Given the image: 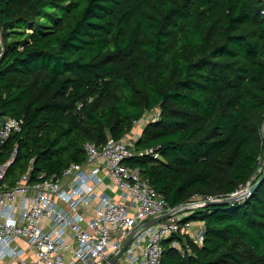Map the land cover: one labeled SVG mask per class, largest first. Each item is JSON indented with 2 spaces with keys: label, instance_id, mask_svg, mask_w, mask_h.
I'll return each instance as SVG.
<instances>
[{
  "label": "trees",
  "instance_id": "1",
  "mask_svg": "<svg viewBox=\"0 0 264 264\" xmlns=\"http://www.w3.org/2000/svg\"><path fill=\"white\" fill-rule=\"evenodd\" d=\"M262 0H0V115L23 119L0 150L4 183L58 175L84 144L121 138L157 109L126 160L176 207L256 182L264 156ZM204 240L163 241L161 264H264V178L188 217Z\"/></svg>",
  "mask_w": 264,
  "mask_h": 264
},
{
  "label": "built area",
  "instance_id": "2",
  "mask_svg": "<svg viewBox=\"0 0 264 264\" xmlns=\"http://www.w3.org/2000/svg\"><path fill=\"white\" fill-rule=\"evenodd\" d=\"M2 41L0 29V47ZM142 118L119 139L85 143L83 162L37 181L30 180L28 169L12 185L4 183L16 155L13 149L0 163V264H109L117 253L110 264H161L165 239L181 236L172 242L181 252L189 250L188 239L203 243V224L188 217L203 207L202 201L217 198L194 197L149 223L176 207L168 206L139 170L125 163L137 156H158L154 148L136 147ZM22 124L21 118L0 115V150ZM259 159L263 164L258 171L264 156ZM248 185L250 181L241 189Z\"/></svg>",
  "mask_w": 264,
  "mask_h": 264
},
{
  "label": "water",
  "instance_id": "3",
  "mask_svg": "<svg viewBox=\"0 0 264 264\" xmlns=\"http://www.w3.org/2000/svg\"><path fill=\"white\" fill-rule=\"evenodd\" d=\"M260 132H261L263 148H264V120L262 122ZM263 178H264V166H263L261 177L256 182H254L253 184L248 185L245 189L237 190L236 192H234L231 195H229L227 197H224V198H217L215 200L202 201L200 204H201V206L215 205V204H218V205L229 204V203H232V202L237 201L239 199L245 198L256 188V186L259 184V182H261V180H263ZM238 192H240V195H238ZM185 204L186 203L176 206V208H174L172 211H169V212L165 213L164 215H162L161 217H158V218H156L154 220L149 221V223L157 221V220H159V219H161L163 217L169 216L173 212H176L177 210H179ZM117 254L112 256V258L109 261V264L114 262V260L117 257Z\"/></svg>",
  "mask_w": 264,
  "mask_h": 264
},
{
  "label": "rangeland",
  "instance_id": "4",
  "mask_svg": "<svg viewBox=\"0 0 264 264\" xmlns=\"http://www.w3.org/2000/svg\"><path fill=\"white\" fill-rule=\"evenodd\" d=\"M157 114V109H153L152 111L146 112L145 116L142 118L143 121L140 125L136 127L137 131L141 132V126H144L148 121H150ZM261 164L262 161H261Z\"/></svg>",
  "mask_w": 264,
  "mask_h": 264
},
{
  "label": "bare ground",
  "instance_id": "5",
  "mask_svg": "<svg viewBox=\"0 0 264 264\" xmlns=\"http://www.w3.org/2000/svg\"><path fill=\"white\" fill-rule=\"evenodd\" d=\"M238 195H240V192H238Z\"/></svg>",
  "mask_w": 264,
  "mask_h": 264
}]
</instances>
